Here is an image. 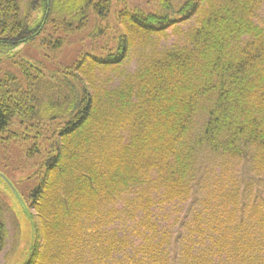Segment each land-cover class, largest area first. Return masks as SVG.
I'll use <instances>...</instances> for the list:
<instances>
[{"label": "trees", "instance_id": "obj_1", "mask_svg": "<svg viewBox=\"0 0 264 264\" xmlns=\"http://www.w3.org/2000/svg\"><path fill=\"white\" fill-rule=\"evenodd\" d=\"M159 6L0 0V59L120 27L62 69L0 72V138L19 116L40 148L22 264H264V0ZM5 232L0 209V254Z\"/></svg>", "mask_w": 264, "mask_h": 264}, {"label": "rangeland", "instance_id": "obj_2", "mask_svg": "<svg viewBox=\"0 0 264 264\" xmlns=\"http://www.w3.org/2000/svg\"><path fill=\"white\" fill-rule=\"evenodd\" d=\"M160 0H127L131 11L146 14H159ZM171 8L177 11L186 0H167ZM118 3L113 1V8ZM39 20V16L35 17ZM95 18H90L86 27L74 34L63 35L55 31L53 38H62L64 45L59 50L34 45H24L13 49L9 56L0 59V72H10L14 64L29 62L42 72L48 73L55 69L64 68L77 61L85 52L103 50L107 51L115 45L116 36L120 27L116 20V13L102 21L103 35L95 34ZM73 32V31H70ZM94 32V34H92ZM43 35L51 37L46 32ZM98 51V52H99ZM25 62V63H26ZM6 70V71H5ZM28 125L21 121L19 116L12 120L9 130L0 138V209L1 221L5 226V244L0 254V264H22L31 252L33 240V225L35 213L30 209V191L41 181L42 172L38 171L40 165L33 166L32 157L27 148L32 144L38 149V138L33 137ZM39 138H42L40 135ZM48 146H45V152ZM42 151V156H44ZM36 157V155H34ZM44 158H42L43 161ZM36 160L38 158L36 157ZM41 161V162H42ZM33 219V220H32Z\"/></svg>", "mask_w": 264, "mask_h": 264}]
</instances>
